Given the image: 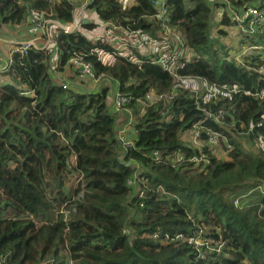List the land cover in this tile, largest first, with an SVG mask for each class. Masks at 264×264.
<instances>
[{"label":"trees","instance_id":"1","mask_svg":"<svg viewBox=\"0 0 264 264\" xmlns=\"http://www.w3.org/2000/svg\"><path fill=\"white\" fill-rule=\"evenodd\" d=\"M227 1L228 7L222 0L167 3L170 25L194 55L180 76L219 87L217 102L200 99L213 117L182 90L172 102L141 111L146 94H167L174 81L156 56L133 47L125 56L104 38L58 29L51 50L14 44L0 71L8 80L0 83V256L6 264H264V150L247 152L239 138L258 148L264 137V51L236 64L212 33L225 36L237 24L234 12L264 0ZM79 3L0 0V30L24 25L33 9L69 24ZM151 3L136 0L126 8L121 0H92L86 13L96 20L82 28L93 31L99 20L154 40L160 27ZM216 9L222 17L214 25ZM252 43L264 44V35ZM77 56L92 65L95 78L111 80L115 92L131 99L136 138L125 154L108 103L111 90H90L93 82L82 80L71 63ZM220 110L222 124L214 119ZM198 123L202 140L212 131L230 142L229 160L189 162L197 150L182 138ZM178 155L183 159L173 162ZM130 161L139 163L144 179L134 187Z\"/></svg>","mask_w":264,"mask_h":264},{"label":"built area","instance_id":"2","mask_svg":"<svg viewBox=\"0 0 264 264\" xmlns=\"http://www.w3.org/2000/svg\"><path fill=\"white\" fill-rule=\"evenodd\" d=\"M152 1V7L154 9V16L152 17V21L156 22L157 25L160 27L157 32V36L159 38L152 40L150 37L143 36L139 30L131 31L129 28H126L124 26L119 25H113L110 23H102L99 20H97L100 23V27L102 29V34H100L98 39L104 38L105 41L111 45L116 47L117 49H122L124 52V55L127 56V53L130 49V47L135 48L136 50L146 53V54H152V56H156V63L159 64L168 74L173 78L174 86L172 89L167 93L163 95H157L153 93H148L145 96V99L141 100V106L142 109L153 106L157 102L164 101L165 103L172 102L176 98V94L178 90L182 91H188V80H197L200 79L201 81V88L203 93L201 95H194V98L197 102V106L201 111L207 115L208 117H213L207 111L202 107V104L200 103V99L202 98L203 102L205 104L209 103H215L219 99V87L216 84L210 83L206 79H193L188 78L184 76H180L179 71L183 70L185 68V61H189L191 58H187L184 56V52L186 53H193L188 47L185 40V37L183 35H180L178 32H175L174 28H172L171 24V15L169 14L168 9V0H151ZM225 2L226 6L228 7L229 2L226 0H222ZM74 3L75 0H72ZM92 0H84L83 3H79V5L76 7V10L73 15V21L69 24H64L60 22L59 20L54 21V39L51 40L49 38L50 33H45V27L48 24V18L47 15L39 10H30L28 11L27 15V30L26 34L28 36V40L26 42H23L22 45L25 46L24 49H27L28 47H40V48H50V46H53L52 43H54L55 37L57 36L58 32L56 33V29L62 30L65 34L72 33L74 31H79L82 28V25L84 24V21L92 22L93 18L86 16V9L91 4ZM121 2H125L127 4V7L132 6V0H121ZM126 7V8H127ZM217 10V9H216ZM220 11V10H219ZM231 11V10H230ZM228 10V12H230ZM215 16H218L217 23L220 22V19L222 17V11L219 13H214ZM233 20L237 22L234 31L231 32L232 38L235 40L236 33L240 34V38L242 37V34L240 31H244L245 34L249 35H256L257 33H261L264 35V3L261 5H256L254 7H247L246 9H243L241 12L236 11L233 14ZM96 22V21H95ZM237 27L239 28V31L236 30ZM244 28V29H243ZM236 30V31H235ZM52 33V32H51ZM47 36L49 42L45 45V43L37 45V42L40 40L42 36ZM135 39V41H134ZM233 40V41H234ZM130 44L128 45V43ZM232 45L233 51L230 52V59L233 60L236 64H243V60H241V57L247 56V55H263L264 51V44L263 45H256L254 43H248L246 45H242L240 47L239 51H237V54H235V49L237 47V44L239 43L238 40L233 42ZM45 45V46H41ZM231 49V48H230ZM123 55V56H124ZM193 55V54H192ZM194 56V55H193ZM11 57V56H10ZM99 57L103 59L102 55L99 54ZM104 60H107V58L110 59L109 56H104ZM71 63H73V67L76 68L79 71L80 78L85 81L96 83L98 81V78H95L93 73V67L90 63L82 60L78 56L75 57ZM9 63L6 64L3 69L8 67ZM260 73H264V66L259 69ZM261 96H264L263 93H261ZM131 103V99L121 95L118 91H116L113 95L112 99V107L115 114L121 112V111H127V115L129 117V122L127 125L123 127L122 130H119L117 132L118 138L122 145V153L125 154L129 148L134 147V140H135V133L133 130L134 127V117L133 112L129 111L128 105ZM225 118L224 112L220 110L216 116H214V119L216 122L222 124V120ZM201 124H196L191 130H189L186 135L190 138V141L193 142L194 145L197 146V154L194 155L189 159V162L193 164L195 167L204 166L210 163L209 154L215 156V153H217L219 150H223L225 155L228 154V152L231 150V144L230 142L221 134L215 133L212 131H207L208 139L206 141L202 140V131H201ZM132 131L134 136L131 137L128 135V132ZM223 141V142H222ZM202 143V145H201ZM264 146V137H262L258 141V145ZM201 145V146H200ZM155 158H158L157 153L153 155ZM173 162H176L177 160L183 159L182 155H178L175 158ZM131 162V161H130ZM131 166L134 169V174L131 180H129L128 185L131 187H134L137 185V182L139 183L144 181L143 178L140 177V170L142 167L138 164H136L134 161L131 162ZM140 197L143 196L141 193L139 195ZM234 206H239V201L234 202ZM198 245V243H201L200 240L195 241ZM6 257L0 256V264H6ZM72 264V262L70 263Z\"/></svg>","mask_w":264,"mask_h":264},{"label":"rangeland","instance_id":"3","mask_svg":"<svg viewBox=\"0 0 264 264\" xmlns=\"http://www.w3.org/2000/svg\"><path fill=\"white\" fill-rule=\"evenodd\" d=\"M77 2L83 3L84 0H80V1L79 0H75V3H77ZM122 3H123V6L124 7H127V4L125 2H122ZM216 12L219 13L220 11L219 10H216V11L213 12V14L216 13ZM86 16L87 17H91L93 19L96 18V17H93V15L91 13H89V10L87 11ZM217 19H218V16L213 17V24L214 25L217 23L216 22ZM47 21H48V24L45 27L44 34L45 33H50L49 38H51V40H53L54 39V35H55V34H53L54 33V26H55V25H53V22L54 21H57V20H51V18H48ZM95 24L97 25V28H95V30H93V31H88V30H85L84 28H81L79 31L82 34H84L85 36H88L91 39L95 40V39L98 38L97 36H99L100 34H102V29L100 27V23L98 21H96ZM234 28H235V26L230 27V28H227V33H225L226 34L225 36L220 35L217 32L215 33V30L212 31V33L214 34V37L216 38L217 43H218L216 47H220L223 51L226 50L227 52H228V49H229V52H232L233 51V48H232V45L231 44H234L233 42H235L236 40H238L239 43L237 44V47L234 50L235 51V54H237V51H239V49H240V47H242V45H246L248 43H252V40H253V38L256 35L245 34L244 31H240V33L242 34V37L243 38H240V34L236 33L235 40H234L232 38V34H231V32L234 31L233 30ZM26 30H27V23H25L24 25H21V26H13V27L6 26L2 30H0V71H2L3 70V67L6 64H8L9 61L11 60L10 59V56H11V53L13 52V50H14V45H11L10 44V41H14V40L16 42L25 41L26 38H27V36H26ZM236 30L239 31V28L237 27ZM24 34H25V36H24ZM155 36H156L155 39H157L158 38L157 33H156ZM243 39H246L247 40V42L245 44L244 43H241V41ZM39 43L40 44L45 43V45L47 43H50V45H51V42H49L47 36H44V35L37 42V45H39ZM45 45H41V46H45ZM258 45H263V43L262 44L260 43ZM52 48L53 47L50 46V50ZM192 54L193 53H186V52H184L183 55L186 56L187 58H192L193 57ZM244 58H245V56L241 57V60H243V64H240V65L245 66ZM102 78L103 77H98V81L96 83H90V84L87 83L88 84L87 86H89V89L92 90V91L96 90V88L97 89H101V88H105L107 86V88H109L111 90V92L109 93V96H108V98H109V101H108L109 107L111 108V111L114 113L113 107L111 106L112 98H113V95L115 93L114 84L112 83L111 80H109V79L106 80V79H102ZM1 79L3 80V82L8 81V80H6L7 78L1 77ZM201 81L202 80H200V79H197V80H188V87H189V89H187V90H188V92L191 95H201L203 93L202 88H201ZM121 112H124V111H121ZM130 112H132V111H130ZM127 117H128V115H127ZM134 123H135V117H134ZM234 138H236V137H234ZM239 138L243 141L245 150L247 152H250L252 149H253V151L255 153H258L259 151L264 150L263 149L264 148L263 145H260V144L258 145L257 144L258 145V148H256L254 146V143L248 142V139L246 138V136H239ZM182 139H183V142L185 144H187V145L191 146L193 149L197 150V146L194 145L192 141H190V138L187 137L186 133L183 135V138ZM201 145H202V143H201ZM209 156H213V155H210L209 154ZM214 157L217 160H229L228 155H225V153H224L223 150H219L217 153H215V156ZM76 184L77 183L75 182V180H73L71 182V184H70V189L71 190H74ZM201 243H198V245L201 246ZM207 250L212 251V248L210 246H208L207 247Z\"/></svg>","mask_w":264,"mask_h":264},{"label":"crops","instance_id":"4","mask_svg":"<svg viewBox=\"0 0 264 264\" xmlns=\"http://www.w3.org/2000/svg\"><path fill=\"white\" fill-rule=\"evenodd\" d=\"M135 2H136V0H132V5H133ZM24 36H25V34H24ZM26 36H27V34H26ZM27 38H28V36H27ZM27 38H26L25 41H19V42H16L15 40H14V41H10V44H11V45H14V43H15V44H22L23 42H26V41L28 40ZM0 83H4L3 80L1 79V77H0ZM114 90H115V88H114ZM112 99H113V98H112ZM110 100H111V99H110ZM111 106H112V103H111ZM117 118H118V121H117L116 129H117V131H119V130H122L123 127H124L125 125H127L128 122H129V117H127V111H124V112H120V113H118V114H117ZM128 135H130L131 137L134 136V134H133L132 131H129V132H128Z\"/></svg>","mask_w":264,"mask_h":264},{"label":"water","instance_id":"5","mask_svg":"<svg viewBox=\"0 0 264 264\" xmlns=\"http://www.w3.org/2000/svg\"><path fill=\"white\" fill-rule=\"evenodd\" d=\"M84 24H88V21H84ZM127 166L130 167L131 166V162L127 163Z\"/></svg>","mask_w":264,"mask_h":264},{"label":"clouds","instance_id":"6","mask_svg":"<svg viewBox=\"0 0 264 264\" xmlns=\"http://www.w3.org/2000/svg\"><path fill=\"white\" fill-rule=\"evenodd\" d=\"M129 163V162H128Z\"/></svg>","mask_w":264,"mask_h":264}]
</instances>
